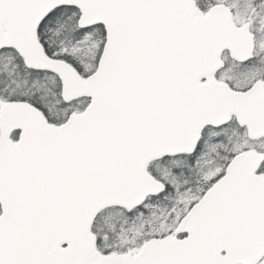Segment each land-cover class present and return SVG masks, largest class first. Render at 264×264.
<instances>
[{"label":"snow or ice","instance_id":"snow-or-ice-1","mask_svg":"<svg viewBox=\"0 0 264 264\" xmlns=\"http://www.w3.org/2000/svg\"><path fill=\"white\" fill-rule=\"evenodd\" d=\"M0 264H264V0H0Z\"/></svg>","mask_w":264,"mask_h":264}]
</instances>
